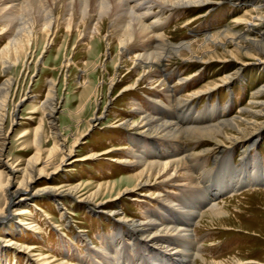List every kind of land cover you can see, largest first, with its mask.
I'll return each instance as SVG.
<instances>
[{"label": "bare ground", "instance_id": "1", "mask_svg": "<svg viewBox=\"0 0 264 264\" xmlns=\"http://www.w3.org/2000/svg\"><path fill=\"white\" fill-rule=\"evenodd\" d=\"M229 2L239 7L250 6L252 10L237 18L235 26H228L215 34L205 36L203 41L175 43L166 33H160L163 31L162 28L158 31L160 34H155L152 30V25L162 24L160 21L147 23V18L154 7L170 10L200 7L210 12L217 9L218 5ZM0 24L4 25L1 34L8 39L0 51V64L5 73L20 59L19 55H23V61L32 60L41 35H43L44 45L40 56L35 61V68L41 62V55L53 43L54 36L61 28H65L69 38L76 32L79 40L88 42L86 46L88 62L84 65L85 69H80V65L73 61L75 55L72 56V53L60 65L56 60L54 66L56 71H62L65 74L71 67L79 68L81 78L84 79L82 83L84 94L90 92V97L83 96L80 101L79 112L83 117L92 106L95 110L100 104L99 97L101 93L104 94V89L108 96L119 84L124 83L120 90L121 96L138 89V86L143 84L154 85L156 89L167 95L172 93L170 87L168 88L165 84L167 80L165 71L174 61L201 64L202 67L214 64V66L232 69L228 72L223 71L216 80L191 94L189 99H194L199 94H208L222 86H230L238 78L241 79V76L249 69H264V30L260 29L264 27V0H0ZM94 44L97 46L95 47ZM10 51L16 54L14 61L10 60L8 55ZM111 56L113 72L102 62L103 59ZM96 67H102V70L98 72ZM123 69L127 74L120 77ZM98 73L105 78L102 84H95L89 79ZM131 74H135V79L128 81L126 78ZM10 87V80L0 86V95L5 94L3 99L5 104ZM107 96L103 111L107 109L108 104L112 103V98ZM171 98L180 110L178 117H184L181 112H187L190 107L192 112L189 114L194 118L197 117L195 121L202 119L207 112L209 119L217 117L218 122L207 127L196 125L195 122L188 123L199 126L189 128V125H180L179 122H163L158 118L161 113L153 115L145 111L141 105L136 106L137 103H133L132 110L137 115L135 120L129 116L128 111L123 117L121 116L122 118L106 126L119 130L126 136L135 135L134 140L132 137L126 139L130 144L127 142L121 148L116 146L100 153L94 150L89 155L73 158L75 148L81 139L103 120L104 112L101 114L95 112L86 121L85 133H78L71 146H67V138H62L61 134L54 131V137L58 139L56 146L44 158L42 127H39L35 139L37 152L25 167L20 168L3 159L8 134H5L4 118L0 119V191L3 192L5 201V207L0 210V221H4L6 217H13L12 222L16 224L17 229V231L15 228L12 229L13 233L30 230V233L34 235L39 230L35 221L31 219L32 221L27 224L22 223L23 220L28 221L23 218L31 213L30 207L32 211H35L30 205L34 206L43 198L54 199L59 205L71 200L72 204L76 202L79 207H86L89 213L94 212L104 217L107 215L110 220H118L123 225H128L129 229L145 234L143 242L133 244L130 242L131 234H125L121 226L115 236L111 234L110 240H104L106 242L93 252L97 255L92 259L96 264H133L134 261L151 264H197L198 261L204 264H230V260L205 259L199 249L193 228L197 223L201 224L208 220L212 224L213 222L221 224L229 222L231 215L225 208L226 202H218L224 199L225 195L229 197L255 186L264 188V161L259 154L256 156V161L251 164L250 151L245 153L248 154L249 166H246L244 157L242 158L245 162L242 165H236L233 161L235 147L247 148L249 144H252L250 147L252 148L263 140L261 132L264 131V85L255 90L247 105L228 118L222 117L229 114L230 105L217 104L201 113H193L194 107L190 106L191 100ZM92 99L93 103H91ZM56 101L55 81H51L48 97L43 105L49 109L48 117L51 119L49 122L53 130H57ZM153 104L156 108L162 109L161 111L169 110V107L160 99H153ZM15 114L16 110L14 117ZM253 137L255 138L248 142ZM151 138L156 140L151 141ZM135 140L139 145H132ZM146 140L151 141L155 146L143 152L139 149L145 148ZM160 142L174 145L175 153L166 150L170 158L164 156L165 151L160 147ZM201 143H204L205 147L197 148V145ZM223 149L228 150L227 155L224 158L215 156V162L225 159L224 165L220 166L228 171L225 184L224 182L216 183L207 187L206 192L198 189L190 191L189 200L187 198L188 201L181 207L184 210L178 212V216L172 217L173 223L169 221L170 213L174 212L173 207H175L172 200L170 203L163 201L167 204L162 207L165 213L164 224L159 221L157 215L154 216L157 219L152 217L149 221H142L128 218L122 209H118L124 200L135 202L138 206L142 205L148 198L155 197L153 190L155 187L166 181L174 180L177 183L184 176L183 170L188 171L196 183L204 184L209 170H202L205 168L204 164L202 167L199 166L202 169L198 170L195 167L196 159L209 153L223 151ZM100 157H103L104 162L109 160L107 162L113 163L119 169L133 168L134 171L114 183H96L89 190V185L79 182L76 185L67 182L58 185L49 182L44 186L38 184L42 179L52 181V175L62 170L67 160H71L69 165L94 164L100 160ZM4 174H6L5 177ZM19 178L20 182L15 189L12 183L17 182ZM186 197L184 195V198ZM26 205H29V208L21 211L20 208ZM59 209L62 210V208ZM203 211H205L204 215ZM181 226L185 227L182 233L178 231ZM161 235L165 237L163 247L157 242ZM74 237L73 245H76L77 241L92 244L86 234ZM124 237L127 238L126 241ZM151 242L157 251L153 254L150 250L153 249ZM175 246H179V249L174 248ZM25 250L32 254L36 248L29 245L25 247ZM36 256L35 263L32 264H70L66 260L54 259L48 253ZM79 264L83 263L79 261Z\"/></svg>", "mask_w": 264, "mask_h": 264}, {"label": "rangeland", "instance_id": "2", "mask_svg": "<svg viewBox=\"0 0 264 264\" xmlns=\"http://www.w3.org/2000/svg\"><path fill=\"white\" fill-rule=\"evenodd\" d=\"M216 8L207 12L204 8L200 7L178 8L174 10L154 7L152 13L155 14L152 15L151 13L148 16L147 23L151 24L155 20L160 21L162 24L152 25V30L155 34L166 33L175 43L180 41H203L202 39L205 36L215 34L228 28V26H235L237 18L252 10L250 6L239 7L231 2L218 5ZM13 26L17 27L18 25ZM3 27L4 25L0 24V51L8 40L1 34ZM161 28L163 31L159 33L158 31ZM260 29L263 31L264 27ZM87 44L88 42L77 38L76 32L69 38L65 28H61L54 36L53 43L41 55V62H39L36 68L35 61L40 56L44 45L43 35L38 39L32 60L23 61V55H19L20 59L6 73L0 64V86L9 80L11 81L6 104L3 102L5 94L3 96L0 95V119L4 118L5 134H8L4 147L5 154L3 159L5 162L9 161L15 167L19 166L20 168L27 165L28 161L37 152L35 139L39 127H42V148L45 151L43 152V158L56 146L58 139L54 137V131L61 134L62 138H67V146H71L78 133H85L87 129L86 121L95 112L96 114L104 112L103 120L81 139L75 148L73 158L89 155L94 150L100 153L103 150L113 149L116 146L117 148H121L123 144L129 143V140L127 141L126 139L132 137L134 140L135 135L126 136L123 132L106 126L118 120V118H122L128 111L129 116H132L133 120H135L137 115L133 113V103H137L136 106L141 105L145 111L153 115L161 113L158 118L163 122H179L180 125H189V128L199 127L188 124L195 122L196 125L207 127L210 124H216L218 118L213 117L209 119L208 113L205 112L202 119L195 121L197 117L194 118L193 115L189 114V112H192L190 107L187 109V112H181L184 114V117H178L177 115L180 113V110L178 105L175 102L173 103L171 97L174 100L178 98L191 100L190 106L194 107L193 113H201L208 107H215L217 104L220 106L230 105L229 114L222 117L228 118L236 114L241 107L247 105L255 90L259 86L264 85V69H249L241 76V79L238 78L230 86H222L208 94H199L194 99H189L191 94L216 80L218 75L223 71L228 72L232 69L231 67L214 66V64L202 67L201 64L178 60V62L174 61L171 63L165 71L167 80L165 78L164 81L166 80L165 84L168 88L170 87V90L173 91L172 93L167 95L165 92L156 89L157 87L154 85L143 84L138 86V89L121 96L120 90L124 86V83L119 84L108 96L104 89V94H100V104L95 108L96 111L92 106L91 110L83 117L80 116L81 113L79 112L80 101L83 96L87 97L89 95L90 97V92L84 94V89L82 88L84 79L81 78L79 68L73 69L71 67L65 74L62 71H56L54 66L56 60L59 62L57 64L60 65L72 53V56L75 55L73 61L80 65V69H85L84 65L88 62ZM94 46L96 47L97 44H94ZM8 55L11 61L15 60L16 54L14 51H10ZM102 62L106 67H110L109 69L113 72L112 56L105 60L103 59ZM126 65L129 67L128 63ZM100 69L102 70V67H96L98 72H100ZM126 74V70L123 69L120 77ZM89 79L95 84H102L105 80L99 73ZM126 79L133 81L135 74H131ZM51 81H55V96L57 100L55 124L57 130H53L50 123L51 119L48 117L49 109L43 105L47 100ZM105 95L112 98V103L108 104L106 106L107 109L103 111ZM153 99L163 101L169 107V110L161 111L162 109L156 108V105L153 104ZM93 102L92 99L91 103ZM15 110L16 114L14 117ZM177 119L179 121H176ZM261 135H263V140L259 141L255 147L250 148L252 144H249L247 148L242 146L234 148L235 155L233 156V161H235L236 165H242L245 162L242 158L244 157L246 158V166H249V161H247L248 154H245L247 151H250V154L253 156V158L250 156L251 164L256 161L257 154L264 157V131L261 132ZM254 138L249 139L248 142H251ZM154 140L156 139L151 138V141ZM151 141L146 140L145 148L139 150L143 152L151 150L155 146ZM134 144L136 146L139 145L136 140L132 143V145ZM159 145L165 151V157L170 158L166 150L175 153V150H173L175 148L174 145L166 142H160ZM204 145V143L198 144L197 148L198 146L199 149L203 148L205 147ZM227 153L228 150L223 149V151L209 153L202 156V158H198V160L196 159L195 167L198 170L203 164L205 168H200V170H209V174L204 179V184L196 183L188 171L183 170L184 176L177 183L174 180L171 182L166 181L155 187L153 189L155 197L148 198L142 205L138 206L135 202L124 200L118 209H122L128 218L142 221H149L152 217L157 219L154 217L157 215L160 219L158 220L164 224L165 213L162 207L167 204L163 203V201L170 203L172 200L175 204V207H173L174 212L170 213L171 217L169 221L172 222V217L178 216V212L184 210L181 207L189 200L188 193L190 191L198 189L201 192H206L207 187L209 188L216 183L224 182L225 184L228 171L220 166L224 165L225 159L223 158ZM215 156L223 157V160L215 162ZM102 158L100 157V160L94 162V164L78 163L69 165L71 160H67L65 165L62 166V170L52 175V181L42 179L38 184L44 186L49 182L57 185L63 182L74 185L84 183L89 185V190L96 183H114L115 181L124 179L126 175L134 171L133 168L123 167V169H119L113 163L107 162L109 160H105L104 162ZM217 166L220 167L221 174L217 173L216 176V171L213 170L217 169ZM214 177H216L215 179L220 178L213 181L212 178ZM19 182L20 178L17 182L13 181L12 186L16 189ZM0 192L1 210L5 207V201L3 199V192ZM184 195L187 197L184 198ZM70 201L67 200L65 204L59 205L54 199L43 198L34 206L33 204L30 205L34 207L35 211H32L30 207L31 213L23 218L28 219V221L23 220L22 223L27 224L32 220L35 221V225L39 230L34 235L30 233V230H28L29 232L18 231V233H13L12 229H16V224L12 222L14 220L12 219L13 217H6L4 221H0V264H32L35 263L37 254L44 253L50 254L57 260H66L70 264H79V261L83 264H96L92 259L97 255L93 252H96L106 242L104 240L108 241L112 235L115 236L121 226L125 234H131L130 242H133V244L144 241L145 234L143 232L129 229L128 225H123L118 220H110L107 215L104 217V215L99 216L94 214V212L89 213L86 207L81 208L76 202L72 204ZM218 202H226L225 208L231 215L230 220L225 224L217 222H213L214 224H212L208 220L201 224L197 223L193 228L202 256L212 261L230 260V264H264V188L256 186L250 189L246 188L243 192L229 197L225 195V198L218 200ZM28 208L29 205H26L20 209L21 211H25ZM59 208H62V210ZM204 212L203 215L205 214ZM150 213L152 214L149 215ZM178 229L182 233L185 227L181 226ZM79 234H86L88 239L92 241V244L91 242L89 244L85 241H77L76 245H73L74 236ZM126 237L128 238V236ZM126 237H124L125 239L123 238L125 241L127 240ZM164 241L165 237L161 235L157 242L163 247L165 246ZM29 245L36 248V251L32 252V254L25 250V247ZM150 245L153 247V249H150L151 254L157 252L152 242ZM174 248L179 249V246H175ZM137 262L134 261L133 264H151ZM197 264L204 263L198 261Z\"/></svg>", "mask_w": 264, "mask_h": 264}, {"label": "water", "instance_id": "3", "mask_svg": "<svg viewBox=\"0 0 264 264\" xmlns=\"http://www.w3.org/2000/svg\"><path fill=\"white\" fill-rule=\"evenodd\" d=\"M217 173H219L218 171H220V167L217 166V169H216Z\"/></svg>", "mask_w": 264, "mask_h": 264}]
</instances>
